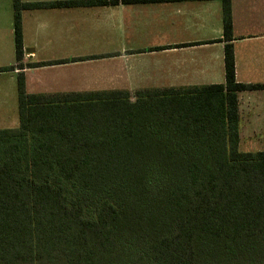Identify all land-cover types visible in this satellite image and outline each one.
I'll return each instance as SVG.
<instances>
[{"label": "trees", "instance_id": "1", "mask_svg": "<svg viewBox=\"0 0 264 264\" xmlns=\"http://www.w3.org/2000/svg\"><path fill=\"white\" fill-rule=\"evenodd\" d=\"M182 0H13L16 66L23 15L68 5ZM224 14L226 83L30 94L0 129V264H264V151L241 144L232 0ZM149 52V51H141Z\"/></svg>", "mask_w": 264, "mask_h": 264}, {"label": "crops", "instance_id": "2", "mask_svg": "<svg viewBox=\"0 0 264 264\" xmlns=\"http://www.w3.org/2000/svg\"><path fill=\"white\" fill-rule=\"evenodd\" d=\"M23 1L67 3L91 0ZM232 21L231 44L234 46L237 82L264 86V0H232ZM23 32L25 65L96 59L0 73V129H10L6 125L13 115H1L7 114L6 108L14 105L18 112V77L21 73L25 75L30 94L114 90L133 93L146 88L226 83L225 49L228 42H224L221 0L120 2L101 6L64 4L56 9L24 12ZM105 62L113 64L95 66ZM16 65L13 0H0V68ZM80 70H88L90 77L71 80ZM91 70H105L106 73L92 76ZM48 71L58 75L53 78L54 85L45 84L43 74ZM65 72H68L67 78L62 80L66 77ZM239 109L241 150L244 146L247 150L242 151L245 152L264 151V89L240 93Z\"/></svg>", "mask_w": 264, "mask_h": 264}, {"label": "rangeland", "instance_id": "3", "mask_svg": "<svg viewBox=\"0 0 264 264\" xmlns=\"http://www.w3.org/2000/svg\"><path fill=\"white\" fill-rule=\"evenodd\" d=\"M3 5L5 4L4 2L2 3ZM87 39V38H86ZM86 39H84V41H86ZM104 64H113V63H110V62H108V63H96V65L95 66H104ZM104 69H106V68H104ZM76 70H78L77 68H76ZM75 71V70H74ZM91 72H92V76H96V74L97 75H102L103 73H106L105 72V70H99V71H95V70H91ZM41 75V74H40ZM44 79H45V84H52V85H54L55 83L53 82L55 79H53L54 77H55V75H57L56 74V72L55 71H48V72H45L44 74ZM64 75L66 76L65 78H62V80H64V79H66L67 78V75H68V72H65L64 73ZM75 75H76V77H73V78H71V80H74V81H78V79H84V78H88V77H90V75H89V71L88 70H80V71H76V73H75ZM58 76V75H57ZM70 80V79H69ZM50 82H52V83H50ZM68 82V81H67ZM66 82V83H67ZM56 83H58V82H56ZM65 83V84H66ZM57 86H59V85H57ZM13 104V103H12ZM7 114H1V115H3L4 117H8V116H10V115H15L14 117L13 116H11V120H10V122H8L7 123V125L6 126H10V128H17L18 126H19V108H18V112H16V110H15V107H14V105H11L10 107H8V108H6V111H5ZM242 150H247L244 146H242ZM248 150H251V149H248Z\"/></svg>", "mask_w": 264, "mask_h": 264}]
</instances>
